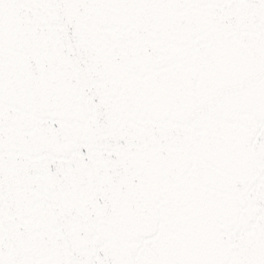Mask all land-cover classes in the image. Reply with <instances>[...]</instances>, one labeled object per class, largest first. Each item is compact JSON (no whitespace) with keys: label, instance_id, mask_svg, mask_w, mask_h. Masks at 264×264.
<instances>
[{"label":"snow or ice","instance_id":"1","mask_svg":"<svg viewBox=\"0 0 264 264\" xmlns=\"http://www.w3.org/2000/svg\"><path fill=\"white\" fill-rule=\"evenodd\" d=\"M0 264H264V0H0Z\"/></svg>","mask_w":264,"mask_h":264}]
</instances>
